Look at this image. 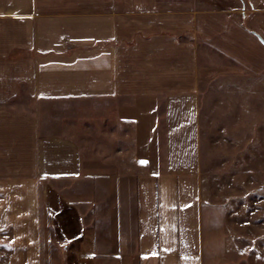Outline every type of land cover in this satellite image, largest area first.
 Listing matches in <instances>:
<instances>
[{"label": "crops", "instance_id": "1", "mask_svg": "<svg viewBox=\"0 0 264 264\" xmlns=\"http://www.w3.org/2000/svg\"><path fill=\"white\" fill-rule=\"evenodd\" d=\"M252 19L195 0H0V264H41V213L101 220L76 226L79 240L62 247L68 264H264V236L234 258L238 243L205 225L201 198L199 83L235 70L203 51L264 73ZM23 93L36 106H90L96 122L120 126L111 133L127 142L133 173L87 177L80 144L39 108H6ZM67 181L79 188L64 199L48 184ZM92 194L86 206L72 199ZM94 251L103 258L91 263Z\"/></svg>", "mask_w": 264, "mask_h": 264}, {"label": "rangeland", "instance_id": "2", "mask_svg": "<svg viewBox=\"0 0 264 264\" xmlns=\"http://www.w3.org/2000/svg\"><path fill=\"white\" fill-rule=\"evenodd\" d=\"M252 1L253 7L248 0H195L200 11H213L237 18L243 11L247 15H254L250 23L264 39V0ZM258 1L261 5H258ZM203 54L209 55L204 61L211 65L217 62L231 64L235 69L228 74L217 72L199 83L200 175L205 225L229 231V242L238 243V246L232 245L230 248L233 257H241L242 250H237L239 247L258 248L254 243L264 236V73L243 70L241 65L220 58L217 52L203 51ZM32 102L33 99L23 93L18 101H12L6 108L28 114H38L40 111L39 117L54 125L57 133L76 140L85 160L91 164L87 177L95 178L112 172L128 177L133 173L126 168L127 160L123 159L127 142L123 137L112 135L121 130L120 126L96 122L90 106L82 107L80 103L64 106L55 102L51 106L39 101V106H36ZM35 106L39 108L38 112ZM107 156L108 159L113 156L114 164L120 166L116 164L112 169V164L104 165L108 161L104 159ZM98 167L100 171H97ZM72 183L74 181L64 182L65 185L63 182H48L63 199V189L79 188V183ZM76 196L72 199L77 205L83 201L86 206L96 200L93 194L83 199ZM79 214L89 213H41V236L45 243L41 264H68L62 247L71 238L79 240L81 235L74 232L76 226L80 222L95 225L101 221L96 217H80ZM91 254V263L103 258L96 251ZM104 258L111 259V256L105 255ZM98 263L101 264L100 260Z\"/></svg>", "mask_w": 264, "mask_h": 264}, {"label": "water", "instance_id": "3", "mask_svg": "<svg viewBox=\"0 0 264 264\" xmlns=\"http://www.w3.org/2000/svg\"><path fill=\"white\" fill-rule=\"evenodd\" d=\"M259 39H260L261 42L264 44V39H263L261 36H259Z\"/></svg>", "mask_w": 264, "mask_h": 264}]
</instances>
